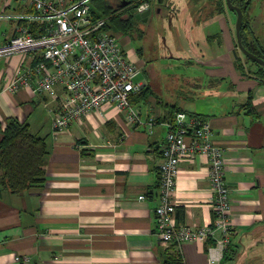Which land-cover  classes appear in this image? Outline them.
Masks as SVG:
<instances>
[{"label":"crops","instance_id":"crops-1","mask_svg":"<svg viewBox=\"0 0 264 264\" xmlns=\"http://www.w3.org/2000/svg\"><path fill=\"white\" fill-rule=\"evenodd\" d=\"M160 12L161 6L155 10ZM35 13L27 3L0 0V136L10 118L27 123L47 143L41 185L15 192L0 184V264H210L208 250L218 234L160 244L155 233L159 146L176 110L207 120L224 148L231 229L219 264H264V83L235 66L241 55L231 16L219 0L191 9L194 31L190 41L180 34L184 57L172 68L182 83L163 96L149 82L137 81L135 93L142 88L145 95L130 103L141 122L129 124L126 109L106 103L57 137L52 136L57 102L29 88L7 90L9 79L35 57L8 56L5 44L17 19ZM134 56L142 71V53ZM208 173L204 154L179 162L173 193L177 223L193 228L211 223Z\"/></svg>","mask_w":264,"mask_h":264},{"label":"built area","instance_id":"built-area-1","mask_svg":"<svg viewBox=\"0 0 264 264\" xmlns=\"http://www.w3.org/2000/svg\"><path fill=\"white\" fill-rule=\"evenodd\" d=\"M27 3L35 16L19 17L5 44L8 56L28 54L34 61L24 65L9 79L7 90L29 88L57 102L52 120V136L68 133L70 125L94 110L111 103L117 110L126 109L129 124L141 122L138 110L130 103V95L140 84L134 82L141 66L124 38L106 28L107 18H94L90 0H16ZM148 8L138 4L137 12ZM31 19L41 23V31H31ZM154 122L150 117L148 123ZM164 139L159 146L158 203L155 221L160 244H178L189 240L215 238L209 247L210 264H219L229 241L230 187L225 178L224 148L213 139L210 123L199 116L175 111L166 122ZM208 159V177L213 193L211 223L189 227L175 219L173 199L179 162L195 154ZM141 199L143 196H139Z\"/></svg>","mask_w":264,"mask_h":264},{"label":"trees","instance_id":"trees-1","mask_svg":"<svg viewBox=\"0 0 264 264\" xmlns=\"http://www.w3.org/2000/svg\"><path fill=\"white\" fill-rule=\"evenodd\" d=\"M125 1V0H122ZM127 4L132 5L127 8L124 6L120 11L110 6L107 0H90V5L94 18L105 16L107 18L106 28H110L115 32H123L125 34L134 32V20L136 6L143 0L135 3L134 0H126ZM253 0H231V3L237 5L243 14L240 35L243 46L250 52L264 59V45L253 35L249 23V11ZM135 3V4H133ZM225 0H219V7L224 8ZM122 6V5H121ZM123 9V8H122ZM234 14L235 12L232 11ZM123 14H126L124 17ZM41 23L33 21L30 24L31 31L35 34L41 30ZM126 40L124 39V42ZM239 49L237 43L235 44ZM137 53L141 54L140 48ZM240 51V50H238ZM235 66L241 73L247 76L257 77L259 82L264 83V66L260 65L253 59L245 56L235 58ZM245 62L257 65L256 70L245 66ZM145 92L142 88L139 93L130 95V101H138L144 97ZM252 95L249 94L247 104L250 102ZM178 111V110H176ZM47 154V143L43 137L34 135L29 126L25 122H19L15 119L8 118L0 136V184L9 188L11 191H21L32 186L41 185L45 180V156ZM173 259V258H171ZM171 262V260H167Z\"/></svg>","mask_w":264,"mask_h":264},{"label":"rangeland","instance_id":"rangeland-1","mask_svg":"<svg viewBox=\"0 0 264 264\" xmlns=\"http://www.w3.org/2000/svg\"><path fill=\"white\" fill-rule=\"evenodd\" d=\"M107 1L110 6L117 9V11H123L126 9H124V6H127L128 8L132 5V3H125L121 6L122 0ZM134 1L135 3L139 2V0ZM209 1L212 0H143L139 3H147L148 7H152L153 9L156 6H161V12L157 14L152 10L151 15L146 21L135 18L134 32L127 34L123 32L119 33L126 40V46L134 52V55L138 54L136 50L137 48H140L142 51V57L145 64L143 65V70L140 71V73L134 78V82L147 81L152 87H154V91L156 93L163 96L168 92L166 88L174 90L179 82L182 83L176 74V71L172 69L175 68L174 63L178 62V57H184V46L180 42V34H185L186 38L190 41L189 37L194 31L192 25H189L191 9L203 2ZM89 4L93 5L90 1ZM224 8L231 16L232 33L236 41V14H234L232 10L227 7L226 2L224 4ZM217 15L218 13L216 16ZM251 15L253 16L252 19H255L253 28L256 38L263 45L264 0L252 1L249 17ZM123 16L125 17L126 14H123ZM102 17L105 16L102 15ZM176 20H178V22H176ZM184 20L186 21V24L182 23ZM215 25L216 27L218 26L217 21ZM238 52V54L243 57V53L241 51ZM245 66L251 68L252 70H256L258 67L250 62H245ZM152 67L154 68L155 75L151 77L150 72ZM185 76H187V74Z\"/></svg>","mask_w":264,"mask_h":264},{"label":"water","instance_id":"water-1","mask_svg":"<svg viewBox=\"0 0 264 264\" xmlns=\"http://www.w3.org/2000/svg\"><path fill=\"white\" fill-rule=\"evenodd\" d=\"M128 1H123V4L127 3ZM227 7L234 11L236 14V19H235V35H236V43L237 46L239 48V50L247 57L253 59L254 61H256L257 63H259L260 65L264 66V59H262L261 57L255 55L254 53L248 51L242 44L241 42V35H240V28H241V23H242V18H243V14L241 9L237 6L231 3V0H225ZM159 10V9H158ZM150 14V9H146L142 12H137L135 14L136 18H141L143 17V21H146L148 16Z\"/></svg>","mask_w":264,"mask_h":264},{"label":"flooded vegetation","instance_id":"flooded-vegetation-1","mask_svg":"<svg viewBox=\"0 0 264 264\" xmlns=\"http://www.w3.org/2000/svg\"><path fill=\"white\" fill-rule=\"evenodd\" d=\"M122 2H123V1H122ZM157 8H158V7L156 6L154 9H153L152 7H150V8L148 7L147 9H150V11H151V10L155 11ZM148 18H149V17H148ZM148 18H147V19H148ZM139 19H140V20H143V17H141V18H139Z\"/></svg>","mask_w":264,"mask_h":264}]
</instances>
